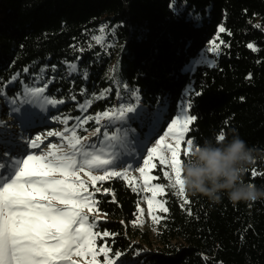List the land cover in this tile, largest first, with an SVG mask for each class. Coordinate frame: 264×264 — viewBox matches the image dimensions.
I'll return each instance as SVG.
<instances>
[{"label": "trees", "instance_id": "1", "mask_svg": "<svg viewBox=\"0 0 264 264\" xmlns=\"http://www.w3.org/2000/svg\"><path fill=\"white\" fill-rule=\"evenodd\" d=\"M103 27L112 28L117 47L89 49V39ZM213 38L220 49L214 63L188 71ZM114 56L122 83L136 90L143 104L165 105L167 117L189 87L193 105L188 115L197 119L181 143L182 160L187 139L199 145L221 131L226 139L238 135L255 156L244 181L264 187V0H0L3 82L33 64L61 71L63 62L77 60L87 79H65L59 72L47 95L68 100L88 93L90 112L105 111L117 94L104 76ZM15 90L8 88L10 94ZM194 91L202 95H191ZM102 92L106 97L99 98ZM96 187L101 192L95 198L102 202L94 231L114 234L98 237L96 246L121 252L119 260L138 251L131 264H264V199L234 205L226 194L213 203L186 192L189 203H184L168 190L163 195L168 212L151 241L136 223L143 195L138 189L133 192L122 177L96 182ZM104 188L110 192L104 194ZM97 260L104 264L102 255Z\"/></svg>", "mask_w": 264, "mask_h": 264}, {"label": "snow or ice", "instance_id": "2", "mask_svg": "<svg viewBox=\"0 0 264 264\" xmlns=\"http://www.w3.org/2000/svg\"><path fill=\"white\" fill-rule=\"evenodd\" d=\"M225 31V27L221 25L219 32ZM223 43L221 40L220 44ZM247 47L258 51L252 43ZM219 50V45L215 42L208 49L216 54H219ZM67 68L71 70V75L76 72L77 65L70 63ZM52 70H56L55 65ZM28 71V68L23 69L25 73ZM45 71L43 67L40 69L41 73ZM83 79H87L86 72ZM19 80V73L11 75L7 82L0 80V100L8 106L11 114L19 115L21 120L30 119L35 114L30 111L33 108L44 114L49 108H58L65 103L62 99L44 95L46 85H22L20 91L8 95L7 85ZM191 95L198 97L202 93L194 91ZM131 97L133 102L94 116L71 118L53 115L51 119L62 125H67L69 119L77 120L78 124L72 129L65 128L62 132L48 131L46 134H37L34 138H22L26 148L35 150L44 143L45 136H58L67 140L70 151H61L51 144L47 145L49 151L44 154L13 150L7 146L13 141L5 132L12 125L0 120V264H75L71 260L73 256H90L91 260L86 261V264H100L98 255L103 256L104 264H117L123 255L121 252H113L108 246H96L98 237L114 235L107 230L102 234L94 231L98 228L99 217L92 215L90 218L89 214L96 213L102 202L95 198V194L101 192V188L96 187V182L102 184L106 180L120 177L127 179V173L134 168V164L140 163L141 158L143 167L135 170L140 173L145 190L152 193L147 201L150 213L153 208H158L161 213L168 212L166 201L156 200L158 195L165 193V185L151 183L157 178L150 175L152 169L157 167L153 163L154 158H158L160 165L168 166L174 174L168 171L163 173L168 181V189L177 197L184 198V203H189L181 180L180 166L183 160L180 152L185 134L190 130L189 125L197 119L194 115H188V109L193 105L192 99L188 95L182 98L179 114L168 124V131L156 141V146L147 147L159 125L160 113L138 109L136 101H139V95L136 90H132ZM72 99L75 100V96ZM79 107L83 110L84 105ZM132 113L136 115L130 116ZM101 120L107 121L105 127L114 122H120V126L111 130V134L109 131L102 133V146L98 151H88L87 148L96 146L88 145L89 136L81 137L76 128L83 127L89 121L99 125ZM129 120H138L142 128L147 129L143 137L134 135L135 129L124 124ZM69 131L71 135L66 137L65 134ZM98 134H101V128L95 127L90 135H97L99 138ZM169 134L175 140V146L164 144L165 136ZM225 138L224 131L217 135L218 140ZM193 145V139H187L185 158ZM165 152L171 153L170 158ZM118 168H122V171L117 170ZM81 172L88 177L87 181L81 179ZM257 174L256 170H252L253 177ZM90 186L93 191L88 190ZM132 191L136 192L137 188L133 187ZM109 192L110 189H103L104 194ZM137 211L142 213L143 209L138 205ZM152 219L156 221L157 217L153 216Z\"/></svg>", "mask_w": 264, "mask_h": 264}, {"label": "rangeland", "instance_id": "3", "mask_svg": "<svg viewBox=\"0 0 264 264\" xmlns=\"http://www.w3.org/2000/svg\"><path fill=\"white\" fill-rule=\"evenodd\" d=\"M213 42L216 41L215 39H211L208 44L199 51L198 55H196L190 62V64L186 67V69L190 72H192L198 65L201 64H207L212 65L214 63V56L216 53L208 51L210 47L213 46ZM117 40L114 35V32L112 28L107 29L105 27L101 28L100 31L96 34H93L88 42V48L92 49L94 47H98L103 52H106L110 48L117 47ZM74 63L77 65L76 72H73L71 75L70 69L67 68V64ZM52 66L47 65H41V64H33L29 69L27 73L23 72V69L15 72L20 74V80L15 84H8L7 89H16L15 91H20L21 86H31V87H40L46 85V93L44 95H47V87L48 85L53 82L56 78H58L62 73L63 77L65 79H69L70 77H75L80 75L81 78H83L84 71L81 70L78 61H65L63 62V69L60 71L56 67V70H52ZM45 68L46 71L41 73L40 69ZM60 72V73H59ZM25 77L24 80H22V77ZM106 79L110 80L113 84L116 85V93H119V95L116 94V99L114 101V104L111 109H118L120 105H127L128 103L133 102V98L131 97V92L129 88L125 87V85L122 83L120 77H119V64L116 59V56H114L105 72ZM15 91H13L11 94L8 92V95H12ZM189 87H186L183 91V95L181 99L176 103L174 114L170 117L166 116V106L159 104L156 107H151L148 105H145L142 103L141 98L139 96V101H136L138 109L143 108L144 110H150L152 112H159L160 113V121L159 125L156 128V132L153 133V138L150 142L147 143V147H154L156 146V141L160 139L161 136H164V134L168 131V124L171 123V120L176 117L177 114H179L180 111V105L182 98L185 97V95H188ZM139 95V94H138ZM49 96V95H48ZM51 97V96H50ZM72 96H69V99L66 98H58L65 101L64 104L59 105L58 108H49L48 112L44 114H40L37 109L33 108L30 111L32 113H35L31 116L30 119H24L21 120L19 115L11 114L9 111L8 106L0 100V120L6 121L9 125H12V127L5 129V132L7 133L8 137L13 141L11 144L7 145L9 148L13 150H17L23 153H30L35 152L36 154H44L49 151V148L47 145H55L57 149L61 151H70L67 147V140L62 139L58 136H51L44 138V143L41 145L39 149H28L23 144L22 138H28L32 137L34 138L37 134H46L48 131H54V132H62L65 128L72 129L73 126L78 124V121L75 119H69V122L67 125H62L56 121H53L51 119V116L53 115H61L62 117L67 116L71 118L75 117H87V116H94L97 113H101L103 111H97L95 113L90 112V104L88 103L91 100V96L88 95V93H82V98L75 97V100L72 99ZM99 98L106 97V92H102L99 96ZM69 102V103H68ZM79 105H84L83 110L79 107ZM110 110V109H109ZM111 114V112H110ZM22 115V114H21ZM130 116H135V113L129 114ZM27 120V121H26ZM107 123L106 120H101V123L99 125L95 124L94 121H89L87 124H84L83 127H77L76 131L77 134L81 137L83 136H89V140L87 141L88 145H95L94 148H87L88 151H98L99 148L102 146L103 136L102 133L104 131H109L111 134V130H113L115 127L120 126V122H114L113 124H109L107 127H105V124ZM125 125H127L130 129H135L134 135L143 137L146 133V128H143V131L140 133L139 129L136 127H141V124L138 120L135 121H125ZM95 127L101 128V134L99 135V138H97V135H90L93 132V129ZM146 130V131H145ZM71 132H67L65 136H70ZM135 143V141H134ZM164 144H170L175 146V140L173 139L172 135L169 134L168 136H165ZM182 147V145H181ZM186 148V144H185ZM56 150V149H53ZM107 151V149H105ZM144 155H147V152H144ZM165 155L170 158L171 153L165 152ZM134 163V162H133ZM153 163L156 164V168L152 169L150 172V175L157 177L156 179L152 180V184L160 183L159 180H164L165 185V193L169 190L167 187L168 181L166 178L163 177V173L165 171H168L170 174L174 175L171 172V169L166 165H160L159 159L154 158ZM143 167V159H140L139 164H134V168L130 170L127 173V179H125L128 183H130L133 187L137 188L143 195L142 200L140 202L139 208L143 209V212H138L136 223L140 226L141 230L144 231L147 234V237L151 241H154L155 233L157 230V225L160 219L163 216V213L159 211L158 208H153L150 213V209L148 206V199L152 197V193L150 191L145 190L143 180L141 178V175L138 171L135 170V168ZM117 170H121L122 168H118ZM95 174H102V173H95ZM81 179L87 181L88 177L83 173H79ZM90 190V187L88 189ZM164 193V194H165ZM163 194V195H164ZM163 195H158L156 197V200L164 201ZM92 215H96L95 213H90L89 216L91 218ZM100 219V216L97 215ZM153 216L157 217V220L154 221L152 219ZM98 219V220H99ZM155 246V244H152V248ZM138 254V251L135 252V254L126 260H118L117 264H131L135 261V255ZM72 261L75 262V264H86V261L91 260V257H80V256H73L71 258Z\"/></svg>", "mask_w": 264, "mask_h": 264}, {"label": "clouds", "instance_id": "4", "mask_svg": "<svg viewBox=\"0 0 264 264\" xmlns=\"http://www.w3.org/2000/svg\"><path fill=\"white\" fill-rule=\"evenodd\" d=\"M253 153L238 135L223 140L208 138L193 145L180 166L185 192L207 197L213 203H219L226 194L234 205L264 199V187L244 181L255 163Z\"/></svg>", "mask_w": 264, "mask_h": 264}, {"label": "bare ground", "instance_id": "5", "mask_svg": "<svg viewBox=\"0 0 264 264\" xmlns=\"http://www.w3.org/2000/svg\"><path fill=\"white\" fill-rule=\"evenodd\" d=\"M26 121H27V120H26ZM159 121H160V120H159ZM146 130H147V129H146ZM146 130H145V131H146ZM146 132H147V131H146Z\"/></svg>", "mask_w": 264, "mask_h": 264}]
</instances>
